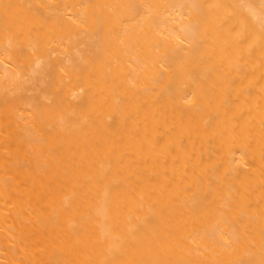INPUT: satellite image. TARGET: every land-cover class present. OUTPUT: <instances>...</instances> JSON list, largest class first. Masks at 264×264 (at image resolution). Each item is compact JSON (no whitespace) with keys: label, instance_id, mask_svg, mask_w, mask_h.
I'll list each match as a JSON object with an SVG mask.
<instances>
[{"label":"bare ground","instance_id":"bare-ground-1","mask_svg":"<svg viewBox=\"0 0 264 264\" xmlns=\"http://www.w3.org/2000/svg\"><path fill=\"white\" fill-rule=\"evenodd\" d=\"M0 264H264V0H0Z\"/></svg>","mask_w":264,"mask_h":264}]
</instances>
